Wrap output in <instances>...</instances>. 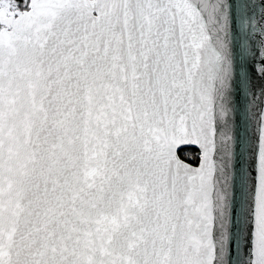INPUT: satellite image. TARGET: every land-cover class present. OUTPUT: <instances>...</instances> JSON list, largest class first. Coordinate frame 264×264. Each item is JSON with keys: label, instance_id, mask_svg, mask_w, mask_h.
<instances>
[{"label": "snow or ice", "instance_id": "1", "mask_svg": "<svg viewBox=\"0 0 264 264\" xmlns=\"http://www.w3.org/2000/svg\"><path fill=\"white\" fill-rule=\"evenodd\" d=\"M0 264H264V0H0Z\"/></svg>", "mask_w": 264, "mask_h": 264}, {"label": "trees", "instance_id": "2", "mask_svg": "<svg viewBox=\"0 0 264 264\" xmlns=\"http://www.w3.org/2000/svg\"><path fill=\"white\" fill-rule=\"evenodd\" d=\"M195 152H196V154H195L196 157L194 158V160L193 161H191L190 159H187V160H189L191 162H194V163H197L198 162V156H197L198 149H195V148H186V149H183V153H187L188 156H189V153H195Z\"/></svg>", "mask_w": 264, "mask_h": 264}, {"label": "water", "instance_id": "3", "mask_svg": "<svg viewBox=\"0 0 264 264\" xmlns=\"http://www.w3.org/2000/svg\"><path fill=\"white\" fill-rule=\"evenodd\" d=\"M243 95V94H242ZM243 101H242V107H241V111H240V115L238 116V123H240L242 120H243ZM240 132L242 133L243 132V128H240ZM190 148H195V149H198L196 146H192ZM186 149V148H185ZM187 162L189 163H192L193 165H195L196 163L194 162H190L187 160Z\"/></svg>", "mask_w": 264, "mask_h": 264}, {"label": "built area", "instance_id": "4", "mask_svg": "<svg viewBox=\"0 0 264 264\" xmlns=\"http://www.w3.org/2000/svg\"><path fill=\"white\" fill-rule=\"evenodd\" d=\"M189 156L191 157L190 160L193 161V160H194V157H193L194 155L189 154ZM188 161H189V160H188ZM191 161H190V162H191Z\"/></svg>", "mask_w": 264, "mask_h": 264}, {"label": "rangeland", "instance_id": "5", "mask_svg": "<svg viewBox=\"0 0 264 264\" xmlns=\"http://www.w3.org/2000/svg\"><path fill=\"white\" fill-rule=\"evenodd\" d=\"M189 154H192V155H194V156H193L194 158L196 157V155H195V154H196V152H195V153H189Z\"/></svg>", "mask_w": 264, "mask_h": 264}]
</instances>
